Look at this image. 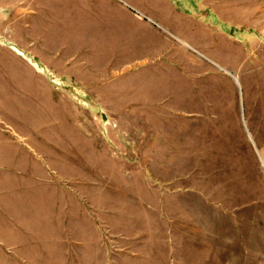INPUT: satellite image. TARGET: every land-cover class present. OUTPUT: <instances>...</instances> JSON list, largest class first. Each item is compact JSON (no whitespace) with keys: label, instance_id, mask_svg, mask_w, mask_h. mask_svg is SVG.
<instances>
[{"label":"rangeland","instance_id":"374dc122","mask_svg":"<svg viewBox=\"0 0 264 264\" xmlns=\"http://www.w3.org/2000/svg\"><path fill=\"white\" fill-rule=\"evenodd\" d=\"M172 51L192 66L187 109ZM248 71L264 82V0H0V221L31 240L17 261L264 264V101L255 140L217 108L221 78Z\"/></svg>","mask_w":264,"mask_h":264},{"label":"crops","instance_id":"0c3cea01","mask_svg":"<svg viewBox=\"0 0 264 264\" xmlns=\"http://www.w3.org/2000/svg\"><path fill=\"white\" fill-rule=\"evenodd\" d=\"M171 26H169L170 28ZM142 46L150 48V44H147L146 42L141 43ZM160 45H162V42H160ZM166 46H164L165 48ZM170 51V50H169ZM171 53V52H170ZM172 57V108L174 109H187L188 102L193 97V79H192V66L190 62L184 61L183 66H179L176 61L182 60L181 56H177L175 51H172L171 53ZM180 58V59H178ZM214 77V76H213ZM223 82L227 83V87L229 90V93L231 94V97L233 98L232 106L229 108H226L225 105L223 106H217L218 109H222L223 114H226L228 111L229 113H233L234 116V123L233 128L234 133H241L240 125L241 122L238 119V113L245 118L244 125L247 126L250 132L251 126L249 117L254 115V108L251 105V102L259 98L260 100L264 101V82H262V74L256 73L254 71H248L246 75L242 77L240 82L238 79L232 75V79L228 78H221ZM239 82V83H238ZM235 86L240 91V99H242L243 104H240V107L238 109L236 105V89ZM215 92L219 94V91L214 89ZM238 109V110H237ZM243 111H242V110ZM227 113V114H229ZM223 124V123H222ZM229 131V130H228ZM220 132L222 133V130L220 129ZM250 139L255 140V137L251 135L250 132ZM241 138V137H240ZM14 207V206H13ZM13 210V209H12ZM15 211V210H13ZM12 211V212H13ZM8 213L10 212V206L8 203L1 204L0 203V215L1 213ZM3 225L0 221V251L3 249H7L6 251L10 254L12 253V259L9 258L11 261L7 264H33L32 261L25 260V262L21 263L17 261V253H21L23 247L28 246L31 242V240L28 239L26 227L23 229L22 226L17 227L16 225H8L5 221H2ZM2 226V227H1ZM38 226V225H37ZM7 232L8 239L5 238V233ZM0 264L2 262L0 261ZM5 264V263H3Z\"/></svg>","mask_w":264,"mask_h":264}]
</instances>
